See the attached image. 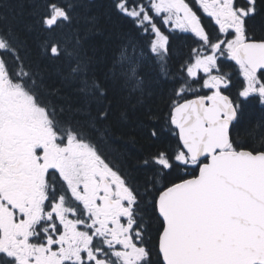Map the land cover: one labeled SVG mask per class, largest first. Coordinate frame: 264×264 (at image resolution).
Masks as SVG:
<instances>
[{
	"label": "snow or ice",
	"instance_id": "6c2138e0",
	"mask_svg": "<svg viewBox=\"0 0 264 264\" xmlns=\"http://www.w3.org/2000/svg\"><path fill=\"white\" fill-rule=\"evenodd\" d=\"M27 4L0 0V264H264V0Z\"/></svg>",
	"mask_w": 264,
	"mask_h": 264
},
{
	"label": "trees",
	"instance_id": "16d2710c",
	"mask_svg": "<svg viewBox=\"0 0 264 264\" xmlns=\"http://www.w3.org/2000/svg\"><path fill=\"white\" fill-rule=\"evenodd\" d=\"M109 0H96L97 8L94 11L102 12L104 10V5H106ZM5 10L9 14L10 21L16 24L18 27H24L29 20V8L27 4V0H5ZM166 33L168 32L165 29ZM171 46L173 49V57L170 63L175 66L176 60L181 55H186L190 47H195L190 36L187 34L179 32V30L170 33ZM232 62V61H230ZM226 70L233 74V91H236L242 82V78L238 74L237 66L233 65V63H227ZM258 115V113H257ZM125 131L128 130L127 125H121ZM112 148L118 149V152L109 153L113 158H116L120 155V153L128 151L134 154L137 153V146H133L127 142V137H119L117 136L116 142L112 145Z\"/></svg>",
	"mask_w": 264,
	"mask_h": 264
},
{
	"label": "flooded vegetation",
	"instance_id": "af4514ba",
	"mask_svg": "<svg viewBox=\"0 0 264 264\" xmlns=\"http://www.w3.org/2000/svg\"><path fill=\"white\" fill-rule=\"evenodd\" d=\"M206 22H207V21H206ZM227 63H229V64H230V63H233V65H235V62H233V61H232V62L228 61ZM237 70H238V74H239L238 66H237ZM239 76L242 78V76H241L240 74H239ZM242 79H243V78H242Z\"/></svg>",
	"mask_w": 264,
	"mask_h": 264
}]
</instances>
